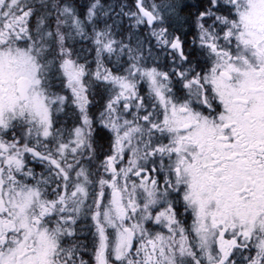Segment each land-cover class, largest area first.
<instances>
[{
	"label": "flooded vegetation",
	"instance_id": "flooded-vegetation-1",
	"mask_svg": "<svg viewBox=\"0 0 264 264\" xmlns=\"http://www.w3.org/2000/svg\"><path fill=\"white\" fill-rule=\"evenodd\" d=\"M125 2L119 69L99 0H0V264H264V0Z\"/></svg>",
	"mask_w": 264,
	"mask_h": 264
},
{
	"label": "trees",
	"instance_id": "trees-1",
	"mask_svg": "<svg viewBox=\"0 0 264 264\" xmlns=\"http://www.w3.org/2000/svg\"><path fill=\"white\" fill-rule=\"evenodd\" d=\"M101 6L99 9V13L97 14L99 21V27H102L100 23L104 22L107 27V23L112 26L113 29V37H114V46H115V67L122 68L123 64V49H117L118 45H123V38L126 35V27L124 21V6L126 4L125 0H114L113 4H109L106 0H100ZM81 11H85L84 7L79 8ZM105 15V16H103ZM66 37L68 38L65 47V52H72L75 55L76 49V31L74 28H68L66 30ZM70 48V49H68ZM75 57V56H74Z\"/></svg>",
	"mask_w": 264,
	"mask_h": 264
},
{
	"label": "rangeland",
	"instance_id": "rangeland-1",
	"mask_svg": "<svg viewBox=\"0 0 264 264\" xmlns=\"http://www.w3.org/2000/svg\"><path fill=\"white\" fill-rule=\"evenodd\" d=\"M68 9V8H67ZM74 13L75 12H73V10H72V12L70 13V14H68V16H69V18H74ZM78 13H80V11H78ZM103 16H105V15H103ZM74 24H76V22L74 23ZM83 28H84V31L86 30H90V25H83ZM102 28L103 27H100V29L99 30H102ZM63 30L65 31V34H66V30H67V27H64L63 28ZM107 29H105L103 32H105ZM38 31V33H40V35H39V37L41 38V39H43V38H46V37H48V34L44 31V30H42V29H38L37 30ZM79 32V30H76V33H78ZM102 35H104V34H102ZM99 36H101L100 34H99ZM121 49L122 48V45H118L117 46V49Z\"/></svg>",
	"mask_w": 264,
	"mask_h": 264
},
{
	"label": "water",
	"instance_id": "water-1",
	"mask_svg": "<svg viewBox=\"0 0 264 264\" xmlns=\"http://www.w3.org/2000/svg\"><path fill=\"white\" fill-rule=\"evenodd\" d=\"M138 4H140V0H138ZM139 10H140V12L142 13L143 17H144L146 20H148V22L152 21V18H151V16H150L149 13L143 11L142 8H140Z\"/></svg>",
	"mask_w": 264,
	"mask_h": 264
}]
</instances>
